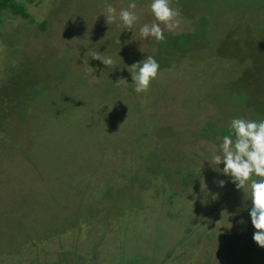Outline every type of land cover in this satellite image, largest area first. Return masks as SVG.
Instances as JSON below:
<instances>
[{
  "label": "rangeland",
  "instance_id": "obj_1",
  "mask_svg": "<svg viewBox=\"0 0 264 264\" xmlns=\"http://www.w3.org/2000/svg\"><path fill=\"white\" fill-rule=\"evenodd\" d=\"M130 2L0 13V264H264L251 200L208 161L211 131L264 120V0H172L181 24L159 42L139 33L151 0L135 32L106 23ZM179 34L196 47L178 54ZM148 55L138 94L128 66Z\"/></svg>",
  "mask_w": 264,
  "mask_h": 264
},
{
  "label": "clouds",
  "instance_id": "obj_2",
  "mask_svg": "<svg viewBox=\"0 0 264 264\" xmlns=\"http://www.w3.org/2000/svg\"><path fill=\"white\" fill-rule=\"evenodd\" d=\"M136 8L137 4L134 0L119 12L113 5L106 4L103 14L107 24L111 25L118 19L125 29L135 32L140 19L135 11ZM150 9L154 20L139 28L142 38L152 37L158 42L163 41L165 30L175 33L180 27L181 12L179 8L172 6V0H151ZM88 57L87 54L83 58V64L89 65ZM90 57L102 61L107 67L115 63L112 57L103 56L98 52H92ZM92 69L89 66L88 71ZM159 70L158 61L151 55L128 66L136 93L147 92L152 81L158 78ZM229 130L234 138L233 135L223 136L219 146L221 154H214L208 161L214 170L229 176L237 189L244 190L246 200H251V222L256 229L253 239L260 247H264V120L233 118ZM221 163L224 164L222 169L219 168ZM225 183L226 181H219L221 187Z\"/></svg>",
  "mask_w": 264,
  "mask_h": 264
},
{
  "label": "trees",
  "instance_id": "obj_3",
  "mask_svg": "<svg viewBox=\"0 0 264 264\" xmlns=\"http://www.w3.org/2000/svg\"><path fill=\"white\" fill-rule=\"evenodd\" d=\"M34 1H36V0H0V13L3 12L4 10H8L13 15H20L23 18H27V17H29V13L26 10V4L27 3H33ZM164 35L166 36V34H164ZM168 38H169L168 44L173 43V45H171V48L175 49L177 52H180L178 54H181V55L184 52V50L182 49L183 46L196 47L195 46L196 44L193 43V41L195 39L193 40L189 34H179V35L171 36ZM163 45H167V42L163 43ZM184 53H186V52H184ZM215 132H220V133L225 134V135H227V134L231 135L232 134V133H230L229 129L215 130L214 132L211 131L210 133L214 134ZM56 173H58V172L56 171Z\"/></svg>",
  "mask_w": 264,
  "mask_h": 264
}]
</instances>
